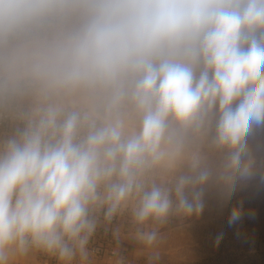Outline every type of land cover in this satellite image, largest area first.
Wrapping results in <instances>:
<instances>
[{
  "label": "clouds",
  "instance_id": "clouds-1",
  "mask_svg": "<svg viewBox=\"0 0 264 264\" xmlns=\"http://www.w3.org/2000/svg\"><path fill=\"white\" fill-rule=\"evenodd\" d=\"M257 130L264 0H0V264H82L125 213L154 264L172 217L254 176Z\"/></svg>",
  "mask_w": 264,
  "mask_h": 264
},
{
  "label": "rangeland",
  "instance_id": "rangeland-1",
  "mask_svg": "<svg viewBox=\"0 0 264 264\" xmlns=\"http://www.w3.org/2000/svg\"><path fill=\"white\" fill-rule=\"evenodd\" d=\"M250 144L256 160L254 176L238 181L230 195L217 185H209L200 215L172 217L159 230L154 246L159 259L154 264H264V130H257ZM233 208L240 209L241 218L230 225ZM125 220L131 221L127 213L108 224L101 215L100 222L105 225L100 229L103 234L107 232V237ZM129 223L128 231L133 234L136 226ZM128 241L130 264H150L153 250L146 249L133 236Z\"/></svg>",
  "mask_w": 264,
  "mask_h": 264
},
{
  "label": "crops",
  "instance_id": "crops-1",
  "mask_svg": "<svg viewBox=\"0 0 264 264\" xmlns=\"http://www.w3.org/2000/svg\"><path fill=\"white\" fill-rule=\"evenodd\" d=\"M126 221L122 225L119 224L117 227H113L107 237L104 236L107 232L103 234V230L100 229L104 227L105 223L100 222L89 244V260L82 262V264H108L109 260H115L119 256L124 258L125 264H130L131 259L128 256L129 245L127 243L133 235L128 231L131 229L129 223L131 221ZM18 264H58V262L55 258L36 253L20 260Z\"/></svg>",
  "mask_w": 264,
  "mask_h": 264
}]
</instances>
